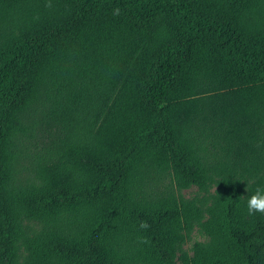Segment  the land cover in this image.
Wrapping results in <instances>:
<instances>
[{
  "label": "trees",
  "instance_id": "obj_1",
  "mask_svg": "<svg viewBox=\"0 0 264 264\" xmlns=\"http://www.w3.org/2000/svg\"><path fill=\"white\" fill-rule=\"evenodd\" d=\"M258 188L264 0H0V264H264Z\"/></svg>",
  "mask_w": 264,
  "mask_h": 264
},
{
  "label": "rangeland",
  "instance_id": "obj_2",
  "mask_svg": "<svg viewBox=\"0 0 264 264\" xmlns=\"http://www.w3.org/2000/svg\"><path fill=\"white\" fill-rule=\"evenodd\" d=\"M158 187H162V184H158ZM213 189V186H209V188L207 189L206 192L203 191H199L197 190V188L194 185H189L185 188H181L179 189L177 192L179 194H181L183 197L185 198H189L192 196H202V195H206L208 192H211ZM205 239V235L203 232H201L199 229H197L196 227H193L191 229V231L188 233L187 237L185 238L184 242L181 244V248L183 250H185L186 252H190V247L191 244L194 241H200V240H204Z\"/></svg>",
  "mask_w": 264,
  "mask_h": 264
},
{
  "label": "clouds",
  "instance_id": "obj_3",
  "mask_svg": "<svg viewBox=\"0 0 264 264\" xmlns=\"http://www.w3.org/2000/svg\"><path fill=\"white\" fill-rule=\"evenodd\" d=\"M247 211L250 215L255 213L264 214V189H257L256 193L247 199ZM145 226L146 225H142Z\"/></svg>",
  "mask_w": 264,
  "mask_h": 264
}]
</instances>
